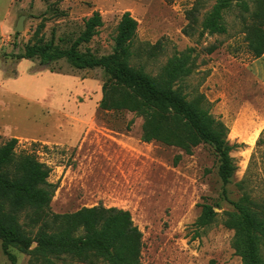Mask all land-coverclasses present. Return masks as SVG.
Listing matches in <instances>:
<instances>
[{"label": "rangeland", "instance_id": "obj_1", "mask_svg": "<svg viewBox=\"0 0 264 264\" xmlns=\"http://www.w3.org/2000/svg\"><path fill=\"white\" fill-rule=\"evenodd\" d=\"M214 3L202 1L197 23L185 35L197 0H0V146L15 138L16 152L33 153L51 169L48 182L56 190L49 213L97 205L128 211L142 235L141 264H241L232 248L234 231L223 226L224 214L234 211L228 200L239 199L235 185L242 180L254 199H264V144L255 146L264 133V54L252 59L236 12L225 16L226 35L199 38ZM93 12L103 25L78 47L81 53L110 54L125 12L137 21L132 50L159 46L153 57L143 51L133 56L132 66L155 76L168 58L193 50V73L175 89L189 101L202 95L210 114L228 128V142L239 145L230 152L237 169L227 186L228 200L220 195L211 145L185 154L160 142L144 143L142 118L100 110L106 80L101 68L77 70L64 59L46 65L39 57L18 59L33 44L69 49ZM20 17L23 30L15 32ZM210 46L216 49L207 54ZM203 204L217 216L199 227ZM9 252L16 264H29L18 247ZM0 264H10L1 248ZM55 264L81 263L67 257Z\"/></svg>", "mask_w": 264, "mask_h": 264}, {"label": "trees", "instance_id": "obj_2", "mask_svg": "<svg viewBox=\"0 0 264 264\" xmlns=\"http://www.w3.org/2000/svg\"><path fill=\"white\" fill-rule=\"evenodd\" d=\"M202 1L197 0L189 11L185 35L197 23ZM231 12L237 13L252 59L260 58L264 54V0H215L202 19L199 38L226 35L225 16ZM102 25L100 14L93 12L83 20L84 30L69 49L61 50L53 42L33 44L26 46L18 59L39 57L41 65L64 59L77 70L101 68L106 80L101 87L100 110L127 111L142 118L140 139L144 143L160 142L185 154L201 144L211 145L218 161L220 195L228 200L227 186L237 169L230 152L239 145L228 142V128L210 114L202 95L189 101L175 89L193 73V50L168 58L153 76L143 66L130 64L142 51L153 57L159 46L132 50L137 21L128 12L116 26L110 54L96 57L89 50L79 52L78 47L89 43ZM215 49L210 46L205 52L212 54ZM263 136L261 133L257 139L256 149L264 144ZM17 144L18 140L11 138L0 146V248L10 264H16L15 255L9 252L11 246L26 253L29 264H55L67 257L81 264H141L142 235L128 211L97 205L69 214L49 213L56 190V185L48 182L51 169L33 153L16 152ZM235 186L241 196L237 201L228 200L234 211L224 214L223 226L234 231L232 248L241 264H264V199H254L246 192V180ZM216 216L212 206L203 204L196 224L205 227ZM32 243L35 247L30 249Z\"/></svg>", "mask_w": 264, "mask_h": 264}, {"label": "water", "instance_id": "obj_3", "mask_svg": "<svg viewBox=\"0 0 264 264\" xmlns=\"http://www.w3.org/2000/svg\"><path fill=\"white\" fill-rule=\"evenodd\" d=\"M23 30V17H20L15 28L14 31L15 32H21Z\"/></svg>", "mask_w": 264, "mask_h": 264}, {"label": "crops", "instance_id": "obj_4", "mask_svg": "<svg viewBox=\"0 0 264 264\" xmlns=\"http://www.w3.org/2000/svg\"><path fill=\"white\" fill-rule=\"evenodd\" d=\"M253 126L257 129V126H256V124H253ZM258 134V133H257ZM257 136V135H256ZM255 140V139H254Z\"/></svg>", "mask_w": 264, "mask_h": 264}]
</instances>
